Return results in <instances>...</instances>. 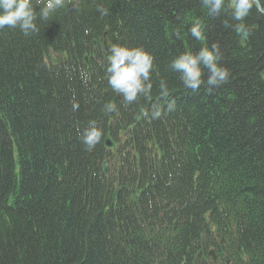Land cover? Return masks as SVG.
I'll return each mask as SVG.
<instances>
[{"label":"trees","instance_id":"obj_1","mask_svg":"<svg viewBox=\"0 0 264 264\" xmlns=\"http://www.w3.org/2000/svg\"><path fill=\"white\" fill-rule=\"evenodd\" d=\"M196 17L204 41L188 34ZM225 20L237 23L200 0H68L37 34L0 29V264H213L209 248L217 264H264V15L253 7L246 33ZM104 30L155 57L152 101L124 107L108 87L107 54L91 47ZM212 43L229 82L184 89L171 60ZM160 79L176 107L145 118ZM90 120L104 135L87 151Z\"/></svg>","mask_w":264,"mask_h":264},{"label":"clouds","instance_id":"obj_2","mask_svg":"<svg viewBox=\"0 0 264 264\" xmlns=\"http://www.w3.org/2000/svg\"><path fill=\"white\" fill-rule=\"evenodd\" d=\"M209 18H219L230 11L232 20L237 23L229 24L223 21L224 27L233 28L237 33H246L247 26L243 23L253 7L264 15V0H200ZM68 6V0H0V29H18L25 37L37 34L40 31L39 22L47 23L61 9ZM38 8V10H37ZM71 10L78 11V2L71 3ZM100 17H106L109 9L98 6ZM205 22L196 17L188 27V34L196 41H204ZM179 36V33H176ZM107 66L105 75L108 87L119 94L120 102L124 107L138 103L141 98L152 101L153 82L152 74L156 70L155 57L143 47H130L121 44H112L108 48ZM222 53L217 43L211 46H201L196 51L186 50L173 58L169 68L179 74V80L184 89L197 91L206 86L208 91L229 82L230 70L220 64ZM207 70V78L203 74ZM86 75V74H85ZM170 98V89L165 79L158 83L156 102L151 104V110L144 109L145 118L160 119L176 107V102ZM73 111L79 109L78 103H73ZM117 111L116 103H104L103 112L109 116ZM103 129L95 120H90L87 127L80 133V140L87 151H91L103 139Z\"/></svg>","mask_w":264,"mask_h":264},{"label":"water","instance_id":"obj_3","mask_svg":"<svg viewBox=\"0 0 264 264\" xmlns=\"http://www.w3.org/2000/svg\"><path fill=\"white\" fill-rule=\"evenodd\" d=\"M113 116V114L111 115ZM105 145L107 148H110L111 150H114L115 149V144L113 141H111V139L109 137H107L106 141H105ZM106 166V164H105ZM106 169V167H104ZM210 253H212V251H210ZM212 259L215 261V256L213 255L212 256ZM195 264H196V261H195Z\"/></svg>","mask_w":264,"mask_h":264}]
</instances>
